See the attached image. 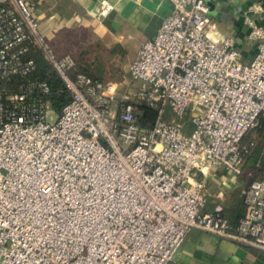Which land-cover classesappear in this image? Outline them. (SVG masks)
Here are the masks:
<instances>
[{
    "label": "built area",
    "instance_id": "2783aa9c",
    "mask_svg": "<svg viewBox=\"0 0 264 264\" xmlns=\"http://www.w3.org/2000/svg\"><path fill=\"white\" fill-rule=\"evenodd\" d=\"M170 1L121 92L59 56L25 0H0V264H171L194 229L264 251V175L239 187L236 226L205 212L206 170L244 176L264 115V24L246 18V59L234 37L212 38L206 0ZM113 10L103 0L95 17ZM35 52L71 97L61 113ZM141 105L158 112L151 127Z\"/></svg>",
    "mask_w": 264,
    "mask_h": 264
},
{
    "label": "crops",
    "instance_id": "0c3cea01",
    "mask_svg": "<svg viewBox=\"0 0 264 264\" xmlns=\"http://www.w3.org/2000/svg\"><path fill=\"white\" fill-rule=\"evenodd\" d=\"M40 20V31L59 56L102 52L114 58L129 74V66L143 44L152 40L163 21L171 14L170 0H107L114 10L99 21L95 17L103 0H25ZM214 17L212 38L222 43L234 37L241 56L252 59L258 50L247 40L246 18L264 24V0H206ZM254 8L255 12L250 13ZM96 52V53H97ZM81 55V56H82ZM120 86V91H125ZM209 203L205 212L221 209L242 185L225 169L206 170ZM171 264H264V251L194 229Z\"/></svg>",
    "mask_w": 264,
    "mask_h": 264
},
{
    "label": "trees",
    "instance_id": "16d2710c",
    "mask_svg": "<svg viewBox=\"0 0 264 264\" xmlns=\"http://www.w3.org/2000/svg\"><path fill=\"white\" fill-rule=\"evenodd\" d=\"M96 52L97 51L89 50L81 56L80 60L78 61L77 72H82L94 79L104 81L106 74L105 59H107L108 56H102V52H99V54ZM32 57L38 64L36 76L41 80L47 81L53 90V95L51 97L52 107L57 113H61L63 107L71 101L70 95L65 90V86L61 79L47 63L43 54L40 52H35L33 53ZM138 109L141 113L140 123L143 126L151 127L157 119L158 112L145 105L138 106ZM185 122L186 131L190 132L191 125L189 119H186ZM252 131L259 132L262 138L259 143L258 141L256 142L253 140L245 143L247 137L244 139L243 144L248 147L249 151L246 156V164L244 168L245 174L242 176V186H245L250 182L248 177L249 173L253 174L252 179H257L264 175V115L260 117L257 127ZM259 171H261L262 176L259 175ZM228 204L229 205L226 206L223 214L232 225L236 226L240 219L243 218L247 212V208L240 189L235 193L234 197L228 201Z\"/></svg>",
    "mask_w": 264,
    "mask_h": 264
},
{
    "label": "rangeland",
    "instance_id": "374dc122",
    "mask_svg": "<svg viewBox=\"0 0 264 264\" xmlns=\"http://www.w3.org/2000/svg\"><path fill=\"white\" fill-rule=\"evenodd\" d=\"M82 52L79 54L78 59L81 58ZM105 68H106V74H105V79L104 82L106 83H113L117 82L122 86H125V88H129L130 85V76L128 72L125 69H122L123 65H120L118 61H115L114 58H108L105 59ZM57 115V113H56ZM261 136L259 132L257 131H252L246 138V142H249L250 140L253 141H258V143L261 141ZM259 175H261V171L258 172ZM262 176V175H261Z\"/></svg>",
    "mask_w": 264,
    "mask_h": 264
}]
</instances>
